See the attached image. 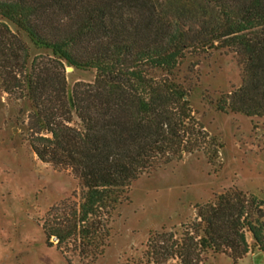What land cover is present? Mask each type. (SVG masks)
Here are the masks:
<instances>
[{"label":"trees","instance_id":"obj_1","mask_svg":"<svg viewBox=\"0 0 264 264\" xmlns=\"http://www.w3.org/2000/svg\"><path fill=\"white\" fill-rule=\"evenodd\" d=\"M217 50L236 60L241 84L213 104L264 116V0H0L2 87L28 104L33 152L78 182L42 219L68 262L103 256L132 183L199 148L185 137L190 97L198 66ZM76 71L94 79L70 81ZM195 209L180 230L150 234L149 264L218 254L238 264L251 249L264 252V201L254 194L231 188Z\"/></svg>","mask_w":264,"mask_h":264},{"label":"rangeland","instance_id":"obj_2","mask_svg":"<svg viewBox=\"0 0 264 264\" xmlns=\"http://www.w3.org/2000/svg\"><path fill=\"white\" fill-rule=\"evenodd\" d=\"M198 69L202 81L190 97L195 112L185 137L199 148L164 159L132 183L130 201L119 205L112 217L105 253L92 264H149L145 252L150 234L180 230L196 216V204L215 193L236 187L264 201V116L223 112L213 104L220 91L241 84L231 54L214 51ZM94 75L76 71L70 81L91 82ZM1 81L0 264H81L78 258L68 262L54 238L49 244L42 227L48 208L79 190L77 179L33 152L28 104L19 98V90L6 93ZM247 239L252 246L250 232ZM257 252L249 264H264V252ZM227 259L218 254L205 264H235Z\"/></svg>","mask_w":264,"mask_h":264},{"label":"crops","instance_id":"obj_3","mask_svg":"<svg viewBox=\"0 0 264 264\" xmlns=\"http://www.w3.org/2000/svg\"><path fill=\"white\" fill-rule=\"evenodd\" d=\"M244 190V189H243ZM247 191V190H245ZM258 254L257 250H254L252 252H249L238 264H249V258H254ZM229 262H231V259H227ZM230 264V263H229Z\"/></svg>","mask_w":264,"mask_h":264},{"label":"water","instance_id":"obj_4","mask_svg":"<svg viewBox=\"0 0 264 264\" xmlns=\"http://www.w3.org/2000/svg\"><path fill=\"white\" fill-rule=\"evenodd\" d=\"M72 70H73V68H72V67H70V68H69V71H72ZM54 239H55V240H57V238H54Z\"/></svg>","mask_w":264,"mask_h":264}]
</instances>
